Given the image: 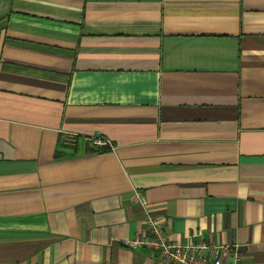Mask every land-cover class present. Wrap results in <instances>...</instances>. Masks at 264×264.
Here are the masks:
<instances>
[{"label": "crops", "instance_id": "obj_1", "mask_svg": "<svg viewBox=\"0 0 264 264\" xmlns=\"http://www.w3.org/2000/svg\"><path fill=\"white\" fill-rule=\"evenodd\" d=\"M148 214L264 264V0H0V264H166Z\"/></svg>", "mask_w": 264, "mask_h": 264}, {"label": "built area", "instance_id": "obj_2", "mask_svg": "<svg viewBox=\"0 0 264 264\" xmlns=\"http://www.w3.org/2000/svg\"><path fill=\"white\" fill-rule=\"evenodd\" d=\"M96 146L112 148L107 138H95ZM135 199L144 203L139 192ZM146 236H136L125 245L132 248H145L154 252L166 264H241L240 246L218 244L202 239L189 240L184 244L171 241L166 235L160 220L148 214L145 220Z\"/></svg>", "mask_w": 264, "mask_h": 264}]
</instances>
